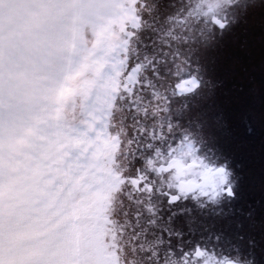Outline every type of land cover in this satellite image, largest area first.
Here are the masks:
<instances>
[{
  "label": "snow or ice",
  "instance_id": "obj_1",
  "mask_svg": "<svg viewBox=\"0 0 264 264\" xmlns=\"http://www.w3.org/2000/svg\"><path fill=\"white\" fill-rule=\"evenodd\" d=\"M240 5L228 0L218 12L214 0H203L174 17L166 46L173 69L161 83L159 58L142 46L152 4L124 0L119 39L93 68L102 103L89 97L73 104L60 135L33 151L0 153V264L246 262L199 244L177 245L172 233L165 245L158 231L161 197L175 206L234 196L231 173L202 155L173 118L171 101L203 88L187 53L211 27L225 28Z\"/></svg>",
  "mask_w": 264,
  "mask_h": 264
},
{
  "label": "rangeland",
  "instance_id": "obj_2",
  "mask_svg": "<svg viewBox=\"0 0 264 264\" xmlns=\"http://www.w3.org/2000/svg\"><path fill=\"white\" fill-rule=\"evenodd\" d=\"M150 2L153 26L142 34V46L146 45L148 55L159 58L163 83L173 69L166 47L168 33L175 27L173 18L203 0ZM227 2L214 0L217 11L222 12ZM97 35L103 37V32ZM187 54L205 83L196 94L174 97L172 115L211 164L227 167L234 196L215 204L187 200L175 206L161 197L158 231L164 234L165 245L172 233L177 245L199 244L239 255L247 264H264L259 245L264 232V0H241L225 28L211 27ZM95 64L93 58L83 72L93 71ZM13 65L6 68L10 87L18 72L29 71ZM0 73L2 80L5 69ZM82 74L77 72L76 77ZM69 104L73 106L72 101Z\"/></svg>",
  "mask_w": 264,
  "mask_h": 264
},
{
  "label": "clouds",
  "instance_id": "obj_3",
  "mask_svg": "<svg viewBox=\"0 0 264 264\" xmlns=\"http://www.w3.org/2000/svg\"><path fill=\"white\" fill-rule=\"evenodd\" d=\"M0 7L4 9L0 41L6 55L7 0ZM18 7L23 11L15 30L30 28L26 48L18 59L27 63L29 71L18 72L10 87L5 67L0 80L5 101L0 105V153L5 157L33 151L38 142L59 136L60 125L72 116L69 101L77 107L89 97L102 103L101 90L94 84L99 79L97 73L83 72V66L93 58L102 64L107 52L114 49L124 0H23ZM100 32L103 37L97 35ZM34 71L39 77L36 82ZM77 72L83 74L76 77ZM66 89H71V94Z\"/></svg>",
  "mask_w": 264,
  "mask_h": 264
},
{
  "label": "crops",
  "instance_id": "obj_4",
  "mask_svg": "<svg viewBox=\"0 0 264 264\" xmlns=\"http://www.w3.org/2000/svg\"><path fill=\"white\" fill-rule=\"evenodd\" d=\"M5 2L6 0H0V6H2ZM22 2L23 0H7V3L9 4V8L7 9L9 39L7 43L6 55L2 51L3 41H0V70L5 69V67H8V70L10 69V66L14 67L13 62H15L16 64L15 68L24 70L28 69V65H26V63H21L18 57L22 56L26 48V36L27 33L30 31V28L24 26L20 27L19 31L15 30V27H17L16 21L23 11L21 8L18 7V5ZM3 16L4 9L0 7V34H2L4 30Z\"/></svg>",
  "mask_w": 264,
  "mask_h": 264
},
{
  "label": "trees",
  "instance_id": "obj_5",
  "mask_svg": "<svg viewBox=\"0 0 264 264\" xmlns=\"http://www.w3.org/2000/svg\"><path fill=\"white\" fill-rule=\"evenodd\" d=\"M264 175V172L262 173V176ZM263 225H264V223H263ZM262 237V238H261ZM259 240H260V243H259V245H260V248L262 249L263 248V251H264V232L262 233V235L260 236V238H259ZM264 253V252H263ZM263 257H264V254H263Z\"/></svg>",
  "mask_w": 264,
  "mask_h": 264
}]
</instances>
